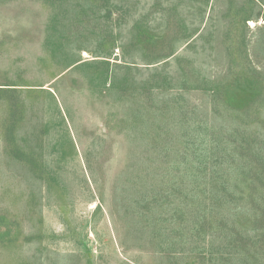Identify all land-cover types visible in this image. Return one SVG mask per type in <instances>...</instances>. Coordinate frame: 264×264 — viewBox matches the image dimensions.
Returning a JSON list of instances; mask_svg holds the SVG:
<instances>
[{
  "label": "rangeland",
  "instance_id": "obj_1",
  "mask_svg": "<svg viewBox=\"0 0 264 264\" xmlns=\"http://www.w3.org/2000/svg\"><path fill=\"white\" fill-rule=\"evenodd\" d=\"M0 264H264V0H0Z\"/></svg>",
  "mask_w": 264,
  "mask_h": 264
}]
</instances>
